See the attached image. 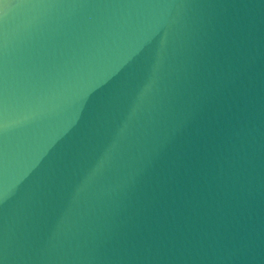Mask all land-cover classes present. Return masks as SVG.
<instances>
[{"label":"water","instance_id":"obj_1","mask_svg":"<svg viewBox=\"0 0 264 264\" xmlns=\"http://www.w3.org/2000/svg\"><path fill=\"white\" fill-rule=\"evenodd\" d=\"M0 264H264V0H0Z\"/></svg>","mask_w":264,"mask_h":264}]
</instances>
